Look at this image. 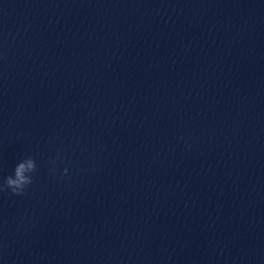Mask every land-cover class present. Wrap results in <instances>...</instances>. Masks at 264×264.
<instances>
[{
	"label": "clouds",
	"instance_id": "clouds-1",
	"mask_svg": "<svg viewBox=\"0 0 264 264\" xmlns=\"http://www.w3.org/2000/svg\"><path fill=\"white\" fill-rule=\"evenodd\" d=\"M36 170V164L33 158L29 157L24 162L18 163L14 168V174L6 177L3 183H0V192L10 190L14 195H23L29 185L33 183V176ZM25 173H28L27 175ZM67 169H65V174Z\"/></svg>",
	"mask_w": 264,
	"mask_h": 264
}]
</instances>
